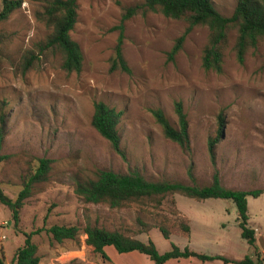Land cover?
<instances>
[{
  "label": "rangeland",
  "instance_id": "374dc122",
  "mask_svg": "<svg viewBox=\"0 0 264 264\" xmlns=\"http://www.w3.org/2000/svg\"><path fill=\"white\" fill-rule=\"evenodd\" d=\"M42 0H22L21 6L0 22V114H5V136L0 149V187L15 198L40 158L50 159L47 179L34 183L14 226L0 203V257L14 264L24 234L37 245L39 264H152L137 251L119 253L104 247L107 259L85 243L83 228L96 225L146 242L159 253L171 248L239 260L250 256L264 264V37L250 48L242 64L236 60L234 25L228 29L220 73L201 64L209 30L193 26L179 50L168 58L184 34L183 18L166 17L141 7L143 0H77V18L70 31L82 53L79 72L61 69L58 53L46 52L27 69L23 54L49 33L34 17ZM230 16L236 0H212ZM139 6L122 20L128 7ZM1 7V0H0ZM123 24L121 52L128 71L110 69ZM101 101L122 112L117 125L123 159L90 124L93 105ZM181 101L188 120L187 149L164 137L152 109L159 108L172 125L174 102ZM7 106V107H4ZM222 131L215 148V165L207 141ZM192 167L193 179L188 174ZM129 167L150 180L206 185L214 169L221 183L232 189H262L247 195L248 225L255 230L254 247L241 237L233 201L198 199L181 193L143 198L122 207L85 202L74 192L99 169L126 172ZM190 228L183 233L179 223ZM52 224L77 225L76 239L56 242L46 231ZM160 226L169 231L166 238ZM164 264H235L196 257L170 259Z\"/></svg>",
  "mask_w": 264,
  "mask_h": 264
},
{
  "label": "trees",
  "instance_id": "16d2710c",
  "mask_svg": "<svg viewBox=\"0 0 264 264\" xmlns=\"http://www.w3.org/2000/svg\"><path fill=\"white\" fill-rule=\"evenodd\" d=\"M22 0H1L0 22L5 21L13 10L21 6ZM139 6L128 7L122 15V20L130 16ZM141 7L148 10H157L166 17L183 18L187 27L179 36L168 53V58L179 50L184 35L196 25H204L208 28L207 43L203 48L201 64L205 70H212L220 73L222 71L224 51L228 44V29L232 24L235 26L236 37L233 45L236 60L242 64L247 51L255 47L259 40L264 37V0H236L234 10L230 16L221 14L213 5L212 0H143ZM34 17L38 22L43 23L49 33L37 42L33 49L27 50L23 56L21 65L27 69L38 61L39 55L46 52L58 53L61 57V69L67 73L79 72L82 65V53L76 41L70 36V31L77 18V0H42L39 7L34 11ZM114 56L111 60L110 69L121 68L128 71V67L121 52L123 38V24L120 23ZM7 107V106H4ZM174 111L177 116L176 125H172L161 109H152V114L159 124L161 131L167 139L180 145L182 148L189 147L190 138L188 132V120L183 110L181 101L174 102ZM122 112L101 101L93 105L91 115V126L112 146V148L125 158L124 150L120 146V135L117 125ZM5 114H0V149L5 132ZM222 115L218 116L219 127L215 136L207 141V150L210 160L215 165V148L219 141L223 127ZM1 157V156H0ZM50 159L40 158L39 164L28 178L23 182L22 188L15 198L9 197L0 187V203L5 205L10 212L14 226L18 224L19 212L24 200L32 194L33 185L47 179L50 169ZM188 174L193 179L192 167L189 166ZM74 192L85 202L103 203L111 208L122 207L130 202L139 201L143 198L153 196H164L168 193H181L198 199L223 198L233 201L237 210L238 226L241 229V237L250 245L255 246V230L248 225L247 195L258 196L262 189L242 190L232 189L224 186L219 178L218 171L214 169L211 181L206 185L195 183L187 184L179 181L164 179L150 180L145 178L139 170L129 167L126 172H115L111 169H99L93 178L85 182H77ZM180 230L188 234L189 225L183 220L179 223ZM163 235L168 238L169 231L160 226ZM77 225L52 224L46 231L56 242L65 239H76L79 234ZM41 230L31 231L24 234V242L14 254V264H38L37 245L32 242L34 233ZM86 235L85 243L92 246V249L107 259L104 247L113 246L119 253L137 251L149 257L152 264H164L170 259L196 257L202 261L218 259L224 263L234 262L235 264H261L250 256L239 260H233L221 255H206L197 253L187 246L180 249L177 245L171 244V248L159 253L151 240L146 242L124 235L120 231L110 230L96 225L87 224L83 228ZM257 255V247H254ZM0 264H5L0 257Z\"/></svg>",
  "mask_w": 264,
  "mask_h": 264
},
{
  "label": "crops",
  "instance_id": "0c3cea01",
  "mask_svg": "<svg viewBox=\"0 0 264 264\" xmlns=\"http://www.w3.org/2000/svg\"><path fill=\"white\" fill-rule=\"evenodd\" d=\"M131 252H133V251H131ZM5 262V264H8V262H6V261H4ZM39 264V263H38Z\"/></svg>",
  "mask_w": 264,
  "mask_h": 264
}]
</instances>
